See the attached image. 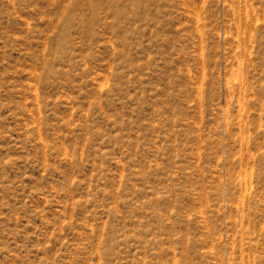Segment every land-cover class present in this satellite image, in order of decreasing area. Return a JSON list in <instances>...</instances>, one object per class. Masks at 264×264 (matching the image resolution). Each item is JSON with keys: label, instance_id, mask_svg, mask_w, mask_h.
Masks as SVG:
<instances>
[{"label": "rangeland", "instance_id": "rangeland-1", "mask_svg": "<svg viewBox=\"0 0 264 264\" xmlns=\"http://www.w3.org/2000/svg\"><path fill=\"white\" fill-rule=\"evenodd\" d=\"M0 264H264V0H0Z\"/></svg>", "mask_w": 264, "mask_h": 264}]
</instances>
